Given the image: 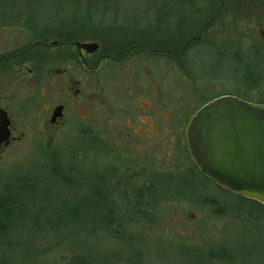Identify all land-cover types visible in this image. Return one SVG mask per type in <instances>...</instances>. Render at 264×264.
<instances>
[{
    "label": "rangeland",
    "instance_id": "374dc122",
    "mask_svg": "<svg viewBox=\"0 0 264 264\" xmlns=\"http://www.w3.org/2000/svg\"><path fill=\"white\" fill-rule=\"evenodd\" d=\"M178 1L0 0V52L25 45L28 30L36 39L40 20L74 24L81 34L90 28L108 44L124 46V40L134 37L158 44L138 52L142 63L130 77L122 69L134 64V57L126 63H102L95 73L104 91L99 114H120L121 131L111 138L101 131L94 143L62 130L51 138H26L0 161L4 205H11L20 191L34 204L51 207L45 214L58 226L56 202H82L83 212L91 215L97 186L116 195L113 206L99 211L103 219L111 214L113 225L91 235L71 230L60 236L46 229L29 236L30 228L28 235L5 232L0 263L68 264L77 257L88 264H264V208L218 189L186 149L193 115L213 98L233 95L264 104V24L233 21L229 14L203 24L209 16L198 8L202 0L187 7L189 24L155 22ZM136 75L142 85L140 103L134 97L129 103L124 89L110 93L107 78H112V88H125ZM33 90L23 89L24 97ZM130 112L153 115L157 132L152 145L145 137L133 136L131 142L124 122ZM56 167L66 172L65 181L52 173ZM155 170L157 174L151 173Z\"/></svg>",
    "mask_w": 264,
    "mask_h": 264
},
{
    "label": "flooded vegetation",
    "instance_id": "af4514ba",
    "mask_svg": "<svg viewBox=\"0 0 264 264\" xmlns=\"http://www.w3.org/2000/svg\"><path fill=\"white\" fill-rule=\"evenodd\" d=\"M194 3L196 0H179L174 3L176 6L168 9L171 13L165 16L160 14V17L155 18V22L167 25L189 24L190 13H187V7ZM198 8H204L203 12H207L209 16L203 24L216 22L218 16L223 20L220 17L223 14H229L233 21L250 20L264 24V0H202ZM88 29L90 28H86L87 31L81 34L83 30H79L74 24L60 23L59 20L52 23L40 20V32L36 39L33 37L34 33L28 30L29 40L25 45L16 50L0 52V111L5 113L4 117L1 114L0 117L3 118L2 122H7L5 131L0 133V161L7 149H13L14 144L21 143L26 138H51V134L62 130L74 137L80 134L94 143V137H98L101 131L108 133L106 136L121 131L117 121L120 114L110 116L105 110L99 114L104 91L98 79L96 80L95 73L102 63H105V66L110 62L126 63L124 61H130L134 57V64H125L122 69V72L129 73L130 77L134 70L138 71L142 63V54H139L138 59V52L147 49L149 45L157 49L158 44L155 39L140 40L136 37L124 40V46L108 44L107 41L102 42V39L95 37L92 29ZM91 43H97L98 48L93 50L91 45L84 47ZM101 76L105 79L103 74ZM111 79L107 78L110 93H120L124 89L128 91L129 103L132 97L140 103L142 85L139 75L133 77L132 83L127 84L125 88H112ZM30 86L34 87L33 93L24 97L22 90ZM151 86L157 89L152 81ZM36 94L39 95L37 99ZM107 96L104 97L105 100ZM153 101L152 98L150 109ZM119 109L126 110L122 105ZM124 117L127 128L125 133L132 136L131 142L135 143L133 136L145 137L152 145L155 138L153 134L157 132L153 115H133L130 112L125 113ZM186 139L188 142L187 135ZM186 139L183 137V144ZM186 149H190L189 144ZM190 156L196 164L191 150ZM199 169L196 171L199 172ZM157 171L151 173L157 174Z\"/></svg>",
    "mask_w": 264,
    "mask_h": 264
},
{
    "label": "water",
    "instance_id": "95a60500",
    "mask_svg": "<svg viewBox=\"0 0 264 264\" xmlns=\"http://www.w3.org/2000/svg\"><path fill=\"white\" fill-rule=\"evenodd\" d=\"M2 119L0 133L7 127ZM188 141L197 164L219 187L264 204V104L230 95L211 100L192 118Z\"/></svg>",
    "mask_w": 264,
    "mask_h": 264
},
{
    "label": "trees",
    "instance_id": "16d2710c",
    "mask_svg": "<svg viewBox=\"0 0 264 264\" xmlns=\"http://www.w3.org/2000/svg\"><path fill=\"white\" fill-rule=\"evenodd\" d=\"M52 173L54 174V176L58 177L62 181H65L64 179L66 178L65 176L66 172L64 171L62 172L58 167L54 168L52 170ZM95 180H100V179L96 178ZM214 185L218 189L223 190L215 183ZM96 187L97 186H94L93 189L96 199L94 201V206L93 207L91 206L88 209L89 197H86L84 200L85 203L84 206H87V209L90 211L91 215H88L87 213L83 212L81 207L83 205L82 202H80L79 204H70L65 202L60 203L59 201L56 202V200L54 199V202H56L55 209L59 210V214L61 215L59 218L60 220L57 219V221H60V225L58 226H56L55 223L50 219V217L45 214V211L51 210V207L49 209H46L43 207L44 203L34 204V202L31 200L29 196L21 197L20 191L16 197L12 198L11 205H4L3 202L6 201L7 199L4 197L1 198L0 199V237H2L5 234V232H9L14 235V230L21 231V233L28 235L27 232L29 228H30L29 236H33L38 233H41L46 229L53 230L57 232L60 236H64V234L70 232L71 230L72 231L76 230L75 233L78 234L91 235L103 227H109L113 225L114 222L113 219H109L111 218V214L108 215V219H103L100 216L99 211L102 210V207L104 205L109 204L113 206L115 204L113 200H115L116 195L108 194L106 191L102 192V190L99 187L97 189ZM8 191L10 190H6L4 192L7 193ZM234 196H236L237 199L241 198V200L253 203L257 206L264 208V205L258 203L257 201L248 200L243 197H239L237 195ZM43 199L44 198L42 199L40 198L41 201ZM45 224H47V226ZM71 261L72 262H69L68 264H88L83 258H79L78 260L77 257H74L73 259H71ZM0 264H5V259H3L2 263Z\"/></svg>",
    "mask_w": 264,
    "mask_h": 264
}]
</instances>
